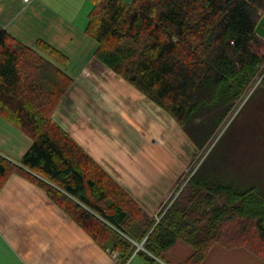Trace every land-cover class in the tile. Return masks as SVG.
<instances>
[{"label":"trees","instance_id":"16d2710c","mask_svg":"<svg viewBox=\"0 0 264 264\" xmlns=\"http://www.w3.org/2000/svg\"><path fill=\"white\" fill-rule=\"evenodd\" d=\"M90 1L84 32L95 58L173 117L197 149L264 72V39L255 32L264 0ZM35 45L66 60L42 39ZM71 82L0 28V115L31 139L18 163L0 155V188L11 173L31 179L119 264L134 252L156 264L176 239L193 249L181 264H199L215 243L264 260V196L255 185L202 161L157 218L149 215L52 121Z\"/></svg>","mask_w":264,"mask_h":264},{"label":"crops","instance_id":"0c3cea01","mask_svg":"<svg viewBox=\"0 0 264 264\" xmlns=\"http://www.w3.org/2000/svg\"><path fill=\"white\" fill-rule=\"evenodd\" d=\"M91 7L90 0H0V28L42 55L44 53L35 45L37 39L46 41L65 55L64 62L47 56L52 64L72 78L67 92L52 113V121L99 163L143 210L156 216L169 200L174 190L172 187L179 182L176 171L162 177L164 172L158 174L140 166L145 161L144 156L130 160L124 154L116 155L121 169L117 168L118 164L110 167L109 161L114 159L113 154L119 151V146L103 141L104 137L98 135V126L89 123V106L79 108L75 105L74 94L83 91L88 96L91 88L89 85L86 87L85 83L99 81L97 73L107 71L109 77L117 78L122 82L121 85L125 84L120 76L94 56L96 43L84 32ZM100 86L102 91L110 92L107 83ZM134 92L132 90L134 96L141 94ZM94 94L97 95L93 92L88 97ZM78 109H85V112L77 113ZM132 110L134 113L140 111V118L145 116V109ZM114 112L117 113L115 109ZM100 114L93 115L92 112L91 115L96 119ZM107 114L105 111L102 118H108ZM134 130L138 132L135 127L131 129ZM30 144V137L0 115L2 157L17 163ZM142 151L145 152L144 149ZM171 165L173 169L177 166L176 163ZM192 252L190 245L176 239L158 257H154L156 264H181ZM119 263L113 253L100 247L62 211L42 187L19 173H11L7 177L0 188V264ZM125 264L155 263L134 252ZM199 264H264V260L245 248H226L215 243Z\"/></svg>","mask_w":264,"mask_h":264},{"label":"rangeland","instance_id":"374dc122","mask_svg":"<svg viewBox=\"0 0 264 264\" xmlns=\"http://www.w3.org/2000/svg\"><path fill=\"white\" fill-rule=\"evenodd\" d=\"M43 56L47 57V54L44 53ZM108 74L107 71L97 73L99 81L94 83L90 80L85 83L86 87L89 85L91 88L88 96L95 92V97L93 95L89 98L83 91H79L74 94V101L76 107L89 106L93 115L102 113L96 119L89 113L87 116L91 117L90 124L98 126V135L104 137L103 141L117 143L119 146V151L113 154L114 159L109 161L110 167L118 164L116 155L124 154V157L131 158L130 160H138L144 156L145 161L140 163V166L146 170L151 169L154 173L164 172L162 177L175 170L179 182L172 187L174 190L166 203L175 197L176 187L180 190L202 161L203 168L208 166L211 169L219 165L216 169L221 177L234 178L244 186L255 185L264 196V86L261 84L264 72L258 75L251 88L237 99L235 108L227 116L216 136L201 149H197L187 138L173 117L147 100L146 96H141L144 94L123 78L120 77L125 84L121 85L120 80L111 78ZM104 83L108 84L110 92L101 90L103 88L100 85ZM125 85L128 86L125 88ZM132 90L133 93L136 91L141 94L134 96ZM129 109H145V116L140 118V111L134 113ZM105 111L108 118L103 119ZM84 112L85 109H78L77 113ZM132 126L138 132L131 131ZM172 163H176L175 169L172 168ZM117 168L122 167L118 164ZM232 222L228 224H236L235 220Z\"/></svg>","mask_w":264,"mask_h":264},{"label":"water","instance_id":"95a60500","mask_svg":"<svg viewBox=\"0 0 264 264\" xmlns=\"http://www.w3.org/2000/svg\"><path fill=\"white\" fill-rule=\"evenodd\" d=\"M255 32L258 36L264 39V14L259 18L256 26ZM141 245V243H139Z\"/></svg>","mask_w":264,"mask_h":264},{"label":"built area","instance_id":"2783aa9c","mask_svg":"<svg viewBox=\"0 0 264 264\" xmlns=\"http://www.w3.org/2000/svg\"><path fill=\"white\" fill-rule=\"evenodd\" d=\"M24 2H29L31 0H23ZM141 245H137V247H140ZM113 256L115 257L116 256V253H113Z\"/></svg>","mask_w":264,"mask_h":264}]
</instances>
